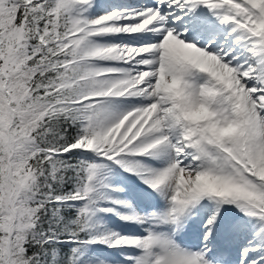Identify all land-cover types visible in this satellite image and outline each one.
<instances>
[{"label":"snow or ice","instance_id":"1","mask_svg":"<svg viewBox=\"0 0 264 264\" xmlns=\"http://www.w3.org/2000/svg\"><path fill=\"white\" fill-rule=\"evenodd\" d=\"M0 264H264V0H0Z\"/></svg>","mask_w":264,"mask_h":264}]
</instances>
